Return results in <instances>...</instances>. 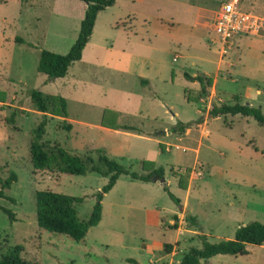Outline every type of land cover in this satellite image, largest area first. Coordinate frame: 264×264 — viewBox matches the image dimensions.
I'll return each instance as SVG.
<instances>
[{
    "label": "rangeland",
    "instance_id": "1",
    "mask_svg": "<svg viewBox=\"0 0 264 264\" xmlns=\"http://www.w3.org/2000/svg\"><path fill=\"white\" fill-rule=\"evenodd\" d=\"M221 1L115 0L97 14L79 61L47 82L36 72L39 52L67 53L84 4L0 0V186L11 172L16 177L0 199L11 214L0 211V257L20 246V258L39 264H177L200 247L198 235L215 243L249 222L264 225V126L208 115L212 105L237 100L264 117V0H241L248 28L224 46L213 34ZM184 74L209 78L208 96ZM32 89L66 104L65 119L44 114V145L93 161L101 150L136 174L163 169L154 182L119 177L102 197L99 222L78 242L37 228L34 193L81 198L73 208L86 220L106 179L31 168L30 131L42 118L26 95ZM174 114L201 123L169 132ZM245 251L199 264H264V244Z\"/></svg>",
    "mask_w": 264,
    "mask_h": 264
},
{
    "label": "trees",
    "instance_id": "2",
    "mask_svg": "<svg viewBox=\"0 0 264 264\" xmlns=\"http://www.w3.org/2000/svg\"><path fill=\"white\" fill-rule=\"evenodd\" d=\"M26 0H19L20 4ZM84 4L83 17L80 20L78 32L72 45L64 55L54 54L41 50L38 55L36 72L43 75L47 82L63 78L68 67L74 62L79 61L81 52L88 42L91 31L98 13L111 7L115 0H78ZM15 41L20 42L19 39ZM184 78L196 82L199 92L203 98L208 96V88L211 87V80L203 75L188 76ZM35 111L42 114L40 122L30 131L29 157L31 168L35 171L54 170L60 174L71 176H84L87 173H94L106 179V183L94 195V204L91 207L89 216L86 220H79L73 205L82 202L81 198L64 194L36 191L34 193V219L37 228L48 233L66 236L78 242L81 241L87 231L94 227L100 220V202L104 194L108 193L121 176H127L131 180L139 182H154L163 179V169L158 167L144 174L129 172L122 165L108 159L101 150L97 151V159L93 161L90 157H79L69 154L58 146H46L41 142L46 125L45 113H49L61 118L67 117L65 100L61 97L44 96L38 90L26 91ZM232 105L224 104L220 106L212 105L208 111L211 118L225 115L241 116L251 118L257 125L264 126V117L258 108L241 105L234 100ZM62 127L66 131L69 126L66 121H62ZM201 123L200 117L190 122L176 124L169 129V132H182L192 125ZM123 130H130L129 127H120ZM264 156V149L260 151ZM16 177L10 173L1 183L0 199L6 198L3 191L9 189L10 183ZM162 189L168 197L178 205L175 199L167 190L165 185ZM0 211L11 219L8 210L0 207ZM184 220L191 226L198 228L193 217H185ZM175 227V225H174ZM200 247L190 248L182 255L177 264H199L200 261H207L214 256H238L245 255V246H261L264 244V225L258 222H249L244 226L236 228L231 240H220L215 243H208L203 235L197 236ZM170 245H164L165 252L170 250ZM20 246H14L5 256L0 257V264H39L37 262H27L20 258ZM128 264H139L135 260L127 259Z\"/></svg>",
    "mask_w": 264,
    "mask_h": 264
},
{
    "label": "built area",
    "instance_id": "3",
    "mask_svg": "<svg viewBox=\"0 0 264 264\" xmlns=\"http://www.w3.org/2000/svg\"><path fill=\"white\" fill-rule=\"evenodd\" d=\"M241 0H222L214 19L213 34L221 46L230 44L238 33L247 30L249 16L240 9Z\"/></svg>",
    "mask_w": 264,
    "mask_h": 264
},
{
    "label": "crops",
    "instance_id": "4",
    "mask_svg": "<svg viewBox=\"0 0 264 264\" xmlns=\"http://www.w3.org/2000/svg\"><path fill=\"white\" fill-rule=\"evenodd\" d=\"M260 20H262V21H264V19H260ZM94 26V25H93ZM94 28V27H93ZM93 28H92V31H93ZM91 31V32H92ZM89 40V39H88ZM145 82V81H144ZM145 85H147V84H145ZM175 115V120H177L178 122H181V123H186L187 121H181L180 120V117H179V115H177V114H174ZM108 131V130H107Z\"/></svg>",
    "mask_w": 264,
    "mask_h": 264
}]
</instances>
